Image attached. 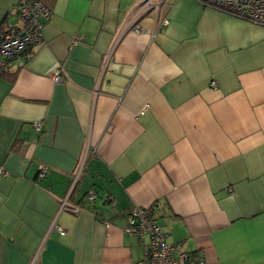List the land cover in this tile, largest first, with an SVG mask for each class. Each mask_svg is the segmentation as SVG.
Wrapping results in <instances>:
<instances>
[{
    "label": "crops",
    "instance_id": "obj_1",
    "mask_svg": "<svg viewBox=\"0 0 264 264\" xmlns=\"http://www.w3.org/2000/svg\"><path fill=\"white\" fill-rule=\"evenodd\" d=\"M23 1L0 0L1 30ZM40 1L41 41L0 74V264H139L138 206L174 254L264 264V26L197 0Z\"/></svg>",
    "mask_w": 264,
    "mask_h": 264
},
{
    "label": "built area",
    "instance_id": "obj_2",
    "mask_svg": "<svg viewBox=\"0 0 264 264\" xmlns=\"http://www.w3.org/2000/svg\"><path fill=\"white\" fill-rule=\"evenodd\" d=\"M155 0H141L139 12L145 8L156 7ZM165 1V0H160ZM201 5L214 8L218 11L246 19L250 22L264 26V0H197ZM52 15L51 10L40 0H24L17 9L18 25L9 26L5 30L0 29V72L6 61L16 58L19 63L29 57L30 48L42 39L41 29L43 22ZM163 22H166L164 20ZM131 24L127 22V25ZM62 67L53 73V80H60ZM214 86V81L210 82ZM144 109L142 110V112ZM34 127L39 129L40 122H34ZM40 175L47 172L45 165L39 166ZM1 173L6 171L1 167ZM92 196V191H90ZM154 207H133L128 215L126 232L147 237L143 260L139 264H204L202 260H196L191 253L182 251L174 254L173 246L166 242L165 234L161 231L156 218L153 215ZM54 228L62 231L54 224Z\"/></svg>",
    "mask_w": 264,
    "mask_h": 264
},
{
    "label": "trees",
    "instance_id": "obj_3",
    "mask_svg": "<svg viewBox=\"0 0 264 264\" xmlns=\"http://www.w3.org/2000/svg\"><path fill=\"white\" fill-rule=\"evenodd\" d=\"M0 74H2V71L0 72ZM131 210H132V208L129 210V212H128V214H127V215H129V214H130ZM153 215H154V212H153ZM154 217H155V215H154ZM155 218H156V217H155ZM156 221H157V220H156Z\"/></svg>",
    "mask_w": 264,
    "mask_h": 264
}]
</instances>
